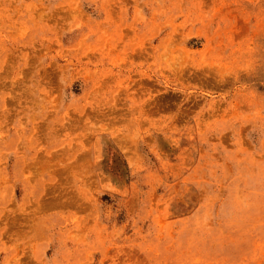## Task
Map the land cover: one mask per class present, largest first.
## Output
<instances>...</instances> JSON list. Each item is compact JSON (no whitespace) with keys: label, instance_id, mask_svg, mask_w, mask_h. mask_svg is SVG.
Wrapping results in <instances>:
<instances>
[{"label":"rangeland","instance_id":"1","mask_svg":"<svg viewBox=\"0 0 264 264\" xmlns=\"http://www.w3.org/2000/svg\"><path fill=\"white\" fill-rule=\"evenodd\" d=\"M0 264H264V0H0Z\"/></svg>","mask_w":264,"mask_h":264}]
</instances>
